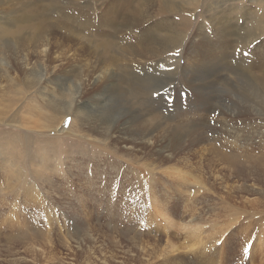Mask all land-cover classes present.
<instances>
[{
  "label": "rangeland",
  "instance_id": "rangeland-1",
  "mask_svg": "<svg viewBox=\"0 0 264 264\" xmlns=\"http://www.w3.org/2000/svg\"><path fill=\"white\" fill-rule=\"evenodd\" d=\"M23 1L29 2L31 8L34 6L41 9L42 12H48L46 17L50 20L56 19V17L58 19L57 12L50 14L48 11L47 4L50 0H9L7 2L0 0V20L3 21L7 13H9L8 19L16 18V15L20 13L19 11L22 12L20 5ZM75 1L79 4V9H75L76 4L71 6L66 3L68 8L61 4L62 10L67 8L66 10H71L77 16H80L83 11L84 16H90L91 18L97 17V13H101L98 9L99 3L97 0ZM104 1L106 4L105 6L102 4V7L114 4L113 0ZM217 1L219 0L211 1L212 10L210 9L208 13L204 12L203 9H198L185 14L184 16L189 17L192 25L188 34L185 33L183 43L177 47L179 49L175 48L161 57L149 59L150 61L146 60L148 64L143 61L145 59L141 56L131 55L129 49L132 40L131 36L122 37L121 41L118 38L119 43L117 45L119 44L118 48H122L121 53L119 49L114 52L109 51V54L103 52L96 54V49H89L90 51L86 52V57L96 62L98 68L101 66L100 60L107 61L112 57H115L117 64L123 65L125 68H137V78L144 79L150 89V96L146 98L147 102L156 106L160 112V114L156 115V118L148 116L146 120L156 123L160 118H163L171 122L169 125H174L177 123L176 119L179 118V121L183 123L184 130L189 125V127H192V131L195 129L197 137L201 134L205 139L206 136L207 141L203 143L197 141L192 142V144L189 139L181 142L182 150L176 151L172 162L178 163V166H182L185 169L186 165L182 163V158L187 157L190 160L188 164L194 170L198 162V147H205L206 150H204L203 156L205 158L204 167L201 170L204 172L205 180L208 181V184L205 181L206 185L213 183L209 191L210 195L207 194L205 189L200 188L203 192L201 193V191L197 190V186H194L193 176L196 180L201 179L196 174V171H191V176L188 175L184 182L181 180L183 182L182 185L174 183V186L176 185L179 188L177 192H175L176 189L171 187L170 183H167V180L164 182H158L157 180L153 184L151 183V187H147L148 185L141 178L133 176L131 171H129L128 168L130 166L128 167L125 161L128 160V157H133V154L127 155L122 151L119 143L115 144V147L111 146V144L92 140V138L84 137V140L81 134H79L81 137L72 134H56L57 136L49 135L42 139L38 133L29 134L27 129L21 126L18 128L9 126L7 123H10L8 121L11 119L5 117L4 122L0 121L2 123L0 124V143L3 140V144L1 143L3 147L0 146V182L3 184L10 183L15 188L13 191L15 194L9 192L4 201L0 200V264H264V234L258 233L257 229L249 230L239 220L227 225L225 231L218 229V227L228 221L231 215L233 216V211L228 212L226 208L224 209L225 203H233L232 205L241 208L246 203L247 198L254 196L253 194L247 196L244 191L243 185H245V182L244 173L240 168L241 164L240 167L234 166L231 169L223 167V164L220 163V165L216 161L213 164L211 162V167H208L209 164L206 162L207 160L215 159V157L218 159V156L212 150L213 147H220V144L212 137L216 133L217 136L223 134L222 131H219V124L222 125V122H220L222 115L220 116L215 111L221 108L224 110L230 99H238L239 97L233 91L235 92L236 89L238 91L241 90L240 82L242 79L239 78L241 75L234 67L228 66L226 62L229 59L230 61L235 60V58L239 59L244 54L243 52L247 51L248 48L244 50V43L242 38L239 37H243L245 34L250 36L259 32V30L251 31L250 28L258 23L262 25L263 22L257 15L260 9L252 3V0ZM223 1H226L222 5L226 6L225 8H228L229 4H234L235 7L232 9L231 14L232 16L236 14L235 18L238 19L231 22L242 28L239 35L226 48L228 53L227 60L226 57L220 56V51L217 48L214 50L208 49V52L211 54L215 52L218 60H210L212 63L203 62L193 52L196 45L193 49H189L188 53L186 52L187 47L191 43L187 41H189L190 37L194 38L193 31H198L197 29L202 26V30L206 32L207 36L204 34V38L196 37V42L200 46L197 50H203L204 48L201 47L207 45L209 41L211 44L216 42L210 18L214 7ZM236 5L241 6V8H237ZM227 12L228 10L224 9L222 15ZM172 18L173 16H159L152 20L153 22H162L172 20ZM103 33L109 34L110 32L104 31ZM260 37L264 38V33ZM56 38H60L63 43H73L65 41L58 36ZM113 39L117 41L115 36H113ZM53 40L54 38L50 39L51 47ZM2 43L1 40L0 48L4 51ZM246 44L251 47L252 50L250 49V52H254L252 43ZM211 48L215 47L212 46ZM92 52L95 54L93 55ZM208 52L206 51L207 55ZM222 59L224 62L221 61ZM7 60L10 65L11 60L9 58ZM124 62L126 64H123ZM188 63H190L191 69L186 67ZM12 64L15 68L17 67V62ZM68 64L69 62L64 63L62 66H68ZM156 64H159V66L157 67ZM90 66L92 68V65ZM152 69H155V71ZM202 69L205 70L203 71ZM192 70L195 71L193 72ZM205 71L211 74L205 80L206 86H194L189 84V81L184 80V77L181 78L184 74H190L188 77L193 79L197 74H207ZM133 73L135 74V72ZM226 77L229 78L233 90L226 85ZM95 80L93 75H89L84 79L86 84H82V86L83 88L85 87L84 91L86 90V92L83 93L85 95H80L81 97L91 95L94 89L96 90L99 87L101 83L96 80L98 82L97 85L94 82ZM114 81L109 78L107 85L117 84V80L114 79ZM205 81L201 79V83L204 84ZM32 90L35 89L32 88ZM32 90L29 95L32 93L31 97L39 101L37 94L33 93ZM201 92H208L207 101L210 105L203 103L204 101L199 97L201 95L198 94ZM152 98L153 101L151 100ZM127 101V98H122L121 101L115 104L112 101L111 103L116 108L110 103L103 110L97 111L98 121L102 122L103 118L106 124H116L118 128L121 127L122 125L117 123L119 120L129 119L136 114V111L127 105ZM28 103L30 102L26 104ZM26 104L25 106H23V103L21 104V110H25ZM35 104L38 105L39 102H35L32 106ZM124 104L126 107H124ZM17 105H20V102ZM32 111L34 114L38 113L35 109ZM25 112H23L24 115H26ZM235 119L241 121L244 120V116L236 114ZM64 121L61 124L67 123V120ZM86 126L87 123H83V127ZM9 127L12 129L9 130ZM225 128L230 129L228 126ZM76 129L80 130L78 125ZM184 130L182 129V131ZM6 131L8 132L7 135ZM198 131L201 133H198ZM3 135H6V137ZM24 135H27L28 139L24 138ZM191 136H194V134ZM46 139H48V143H52L48 144L45 142ZM210 145H212V150H209ZM46 146L49 147L46 148ZM151 148L150 146H147L146 149L135 148L132 152L137 156L145 157L146 155L148 157L152 153L150 151ZM152 149L154 150V148ZM42 154L49 157L47 162H42L35 167L32 166L30 157L38 159ZM86 160H90L88 163L90 166ZM7 161L11 162L8 173L2 167L7 165L4 164ZM129 162H132V160H129ZM110 163H113L116 168L123 165V170L127 172H119L113 169V171H108L107 168ZM95 164H100V167L94 169ZM86 166H88L87 174L85 172ZM220 166H222L221 171ZM82 167H86L84 172H82ZM210 169L213 172L217 171L222 174L214 182L209 177ZM126 173L130 175L129 179L131 180L123 178L118 180L120 183L112 181L116 175L123 177ZM260 180L262 182L259 188L264 190V176ZM45 181H48L47 183L49 184ZM162 183L165 187L169 186L167 190H160L163 188ZM186 193L189 194L187 195L188 198ZM190 193L192 194L191 198ZM153 194L157 195V197L155 198ZM206 194L207 196H205ZM34 195H37V197H34ZM198 195L200 196L198 197ZM152 201L157 202L153 204ZM207 207L217 211V215H212L213 212L209 214L207 212L208 216L204 214V217H211L212 220L216 219L215 223L213 222L215 235L210 234L211 232H205L201 235L202 240L197 242V239L188 232L190 229L188 225L195 221V215L208 211ZM220 207L221 209H219ZM238 210L237 212H239ZM237 212H235L237 214L235 218L239 216ZM204 224V227H209L207 222H204ZM206 227L204 229H207ZM213 227L211 229L208 228L206 231L210 229L213 233ZM203 235H205L206 239ZM31 243L35 245L31 247ZM245 247L249 249L248 252L244 251Z\"/></svg>",
  "mask_w": 264,
  "mask_h": 264
},
{
  "label": "bare ground",
  "instance_id": "bare-ground-1",
  "mask_svg": "<svg viewBox=\"0 0 264 264\" xmlns=\"http://www.w3.org/2000/svg\"><path fill=\"white\" fill-rule=\"evenodd\" d=\"M7 1L9 0H3V2ZM211 1L213 0H113V5L109 4L106 7H102V4L105 6V1L97 0L99 3L98 9L101 13H97V17L91 18L90 16H84L83 11L80 16H77L75 13L71 12V10H66L68 8L66 3L71 6L76 4L75 9L80 8L75 0H50L47 4L49 8L48 11L50 14L54 12L58 13V19L56 17V19L53 20L46 17L48 12H42L41 9L35 8L34 6L31 8L29 2L23 1L20 5V10H22V12L19 11L20 13L16 15V18L12 17L8 19L7 16H9V13H7V16H5L6 18L3 21L0 20V41L2 40L3 42L4 50L2 51L0 48V121L4 122L5 117H9L11 119L8 121L10 123H7L9 126H16L17 128L21 126L26 128L29 134L38 133L41 135L40 137H42V139L49 135L72 134L80 137L82 135L84 140L85 138H92V140H97L104 144H111V146H115V144L119 143L122 147V151L127 155L133 154V157H128V160L125 161L127 166H130L128 168L129 171H131L133 176L141 178V180L148 185L147 187H151V183L153 184L157 180L158 182L167 180V183H170L171 187L176 189L175 192H177L179 188L176 185H182L184 180L187 179V176H191V171H196V174L201 179L196 180L192 175L194 186H197L199 192L201 191L200 188L205 189L207 194L210 195L209 191L213 183H210L211 185H208L209 187L206 185L205 181L207 184L208 181L205 180L204 172L201 170V168L204 167L203 162L205 158H203V156L204 150H206L205 147H198V166L195 165L196 169L194 170L192 166L188 164L190 160H188L187 157L182 158V163L186 165L185 169H183L184 167L182 166H178V163L172 162V159L175 158L174 155L176 151L182 150L181 142L188 141L187 139H189L190 143L197 141L203 143L207 141L206 136L205 139L201 134L197 137L195 129L192 131V127H189L187 123V129L185 128L186 130H184L183 123L179 121V118L176 119L177 123L174 125H169L171 122L163 118H160L156 123H151V120H146L148 116L152 118L154 116L156 118V115L160 114V112L156 106L147 102L146 98L150 96V89L148 85H146L147 82L144 79L141 78V80L137 78V68H125L123 65L116 63L115 57L107 61L100 60L101 66L98 68L96 62L86 57V52H88L89 49H96V54L102 52L109 54V51L114 52L119 49L121 53L122 48H118L119 44L117 45V43H119V40H122V37L131 36L132 40L129 45L131 55L141 56L145 59L143 61L147 63L146 60L161 57L163 54L180 46L184 41V36L188 34L192 25L189 17L187 18L184 15L198 9H203L204 12L208 13L210 9L212 10ZM225 2L226 1H223L221 4L214 7L210 18L216 42L211 44L209 41L207 45L201 47L204 48L203 50H197L200 46L199 43L196 42V37L204 38V34L207 36L206 32L202 30V26L199 28L197 26L198 31H193L194 38L190 37L189 41H187L191 43L187 47L186 52L188 53L189 49H193L196 45L193 52L202 59L203 62L218 60L215 56V52L212 54L208 52V49L214 50L217 48L220 51V56L226 57L227 60L228 53L226 48L235 40L242 28L237 26L236 23L231 22L232 20L236 21L238 19L235 18L236 14H233V16L231 14L232 9L235 7L234 4H229L228 8H225L226 6H222ZM252 3L260 9L257 15H259V19L261 18L263 24H254L255 26L250 28L251 31L259 30V32L251 34L250 36L244 33L245 35L243 34V37H239L242 38L244 43V50L248 48L247 51H242L244 54L239 57V59L235 58V60L230 61L228 58L229 61L226 62L228 66L234 67L241 75V77L239 76V78L242 79L240 82L241 90L238 91V89H236L237 92L233 91V93L239 97L238 99H230L229 104H226L224 110L221 108L215 111L218 112L220 116L222 115V117H220L222 125L219 124L220 129H218L222 131L223 134L217 136L216 133L215 136L212 137V139H216L220 147H213L212 150V145L209 146V150H212L213 153L218 156V159L215 157V159H210L206 162L209 164L208 167H211V162V164H213L216 161L218 164H223V167L231 169L234 166L240 167L241 164L240 168L244 173V191L247 196L254 195L251 198H247L245 201L246 203H244L241 208L232 205L233 203H225L224 209L226 208L228 212L233 211V216L231 215L228 221L223 223V225H219L220 227H218V229L225 231L227 225H231L236 222V220H239V222L242 221L243 225L249 230L257 229V231H259L258 233L264 234V190L259 188L262 182L260 179L264 176V38L260 37L261 34L264 33V0H252ZM61 4L67 8L62 10ZM238 7L241 8L239 5L237 8ZM224 9H227L228 12L222 15ZM159 16H173V18L172 20L153 22L152 19ZM104 31H109L111 34H104ZM57 36L63 38L65 41L73 43H63L60 41V38H56ZM113 36L116 37L117 41L113 39ZM51 38H54L52 47L50 44ZM246 43H252L254 52H250L251 47ZM89 46H91V48H89ZM210 46L215 48H211ZM178 49L179 48H177V50ZM94 54L95 53H93V55ZM124 54H126V52H124ZM233 55L235 54L233 53ZM7 58L11 60L10 65ZM221 61H223V59ZM13 62H17L16 68L13 66ZM68 62V66H62L64 63L66 64ZM89 64L92 65V68ZM123 64L126 63L124 62ZM189 64L190 63H188L186 67L191 69ZM156 66L158 67L159 64H156ZM202 70L204 71L205 69ZM153 71H155V69ZM192 71L194 72L195 70ZM133 72H135V74ZM205 72L207 74H197L199 78L196 76L190 79L188 77L190 74H184L181 78L184 77V80L189 81V84L194 86H206L205 80L211 74L207 71ZM89 75H93L101 84L96 90L94 89L91 95L81 97L80 95L86 92L82 84H86L84 79ZM109 78L113 79V81L116 79L117 84L107 85ZM201 79L205 81L204 84L201 83ZM96 80L94 82L97 84L98 82H96ZM226 80V85L233 90L228 77H226ZM72 83L74 84L72 85ZM32 88L35 90H32ZM227 89L229 90V88ZM31 90L33 93L37 94L39 101L31 97L32 93L29 95ZM207 93L208 92H201L198 94L201 95L199 97L202 98L204 104L210 105L207 101L209 97ZM28 95L29 97H27ZM122 98H127V105L135 110L136 114L131 118L128 117L129 119L119 120L117 123L122 125L119 128L116 124H106L103 118L102 122L98 121L99 118L97 119L96 116L97 111L103 110L104 107L109 105L112 101L114 104L121 101ZM151 100L153 101V98ZM18 102H20V105H17ZM27 102L30 103L26 104ZM35 102H39V104L32 106ZM22 103L23 106H25V104L27 105L26 108L24 107L25 110H21L20 108ZM31 107L37 110L38 113L34 114ZM113 107L115 106L113 105ZM124 107H126L125 104ZM26 110L27 112H25ZM23 112H25L26 115H24ZM21 114H23V116H21ZM236 114L243 115L244 120H236ZM64 120H67V123L69 120L70 121L68 124H61L65 122ZM83 123H87V126L83 127ZM77 125L80 130L76 129ZM226 126L230 127V129L228 130L225 128ZM10 129L12 128L9 127V130ZM182 129L186 132L182 131ZM7 131L6 135L8 133ZM198 133L201 132L198 131ZM192 134H194V136H191ZM6 135L3 136L6 137ZM24 136V138L28 139L27 135ZM47 140L48 139H46L45 142L48 143ZM1 143L0 146H2ZM42 144L40 145L42 146ZM147 146L154 148V150L152 148L150 149L152 153H150L148 157L146 155L145 157H141L140 155L137 156L132 152L135 148L146 149ZM48 147L46 146V148ZM118 157L120 158V156ZM47 158H49L47 155L42 154L38 159L30 157V160L32 161V166L35 167L42 162H47ZM129 160H132V162L128 163ZM86 161L87 164L90 162V160ZM4 164L7 165L2 166L4 168L3 170L8 173L11 162L7 161ZM222 166H220V171ZM86 167H82L81 169H83L82 172L86 169L85 172L87 174L88 166ZM98 167H100V164H95L94 169H98ZM122 167L123 165L116 168L113 163H110L107 170L113 169L119 172H127L123 170ZM35 172L37 173V171ZM221 175L222 174L217 171L213 172L211 169L209 171V177L212 178L213 182ZM129 176L130 175L127 173L123 177L116 175L112 181L115 183L123 178L131 180ZM181 180H183V182ZM45 182L47 183L48 181ZM139 183L141 182L139 181ZM174 183L176 184L175 186ZM162 185L163 188L160 189L161 191L163 189L167 190L169 187H165L163 183ZM14 190L15 188H13L10 183L3 184L0 182V200L4 201L7 193H14ZM201 193L203 192L201 191ZM207 194L205 196H207ZM153 195L155 198L157 197V195ZM187 195L189 194L186 193V197ZM199 196L200 195H198V197ZM34 197H37V195H34ZM191 197L192 194L190 198ZM155 202L157 201H152L153 204ZM207 208L208 211L202 212L203 214L199 213L195 215V221L188 225V228H190L188 232L197 239V242L202 240L201 235L205 232H211L210 234L215 235V227H213V225L216 219L212 220L211 217V219L209 217H204V214L213 212L212 215H217V211L216 209ZM219 209H221V207ZM237 209H239V212H237ZM235 212L239 213L237 218H235L237 215ZM206 216L208 215L206 214ZM204 222L209 224V227L205 226L207 229L214 228L213 233L210 229V231L204 229ZM203 236L205 238V235ZM34 245L35 244L31 243V247Z\"/></svg>",
  "mask_w": 264,
  "mask_h": 264
},
{
  "label": "snow or ice",
  "instance_id": "snow-or-ice-1",
  "mask_svg": "<svg viewBox=\"0 0 264 264\" xmlns=\"http://www.w3.org/2000/svg\"><path fill=\"white\" fill-rule=\"evenodd\" d=\"M244 251H245V252H248V251H249V249H248L247 247H245V248H244Z\"/></svg>",
  "mask_w": 264,
  "mask_h": 264
}]
</instances>
